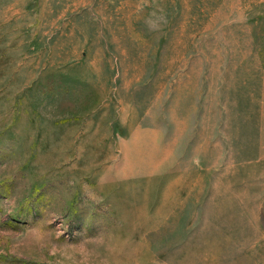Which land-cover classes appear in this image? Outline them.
Returning a JSON list of instances; mask_svg holds the SVG:
<instances>
[{
    "label": "rangeland",
    "instance_id": "obj_1",
    "mask_svg": "<svg viewBox=\"0 0 264 264\" xmlns=\"http://www.w3.org/2000/svg\"><path fill=\"white\" fill-rule=\"evenodd\" d=\"M0 264H264V0H0Z\"/></svg>",
    "mask_w": 264,
    "mask_h": 264
}]
</instances>
